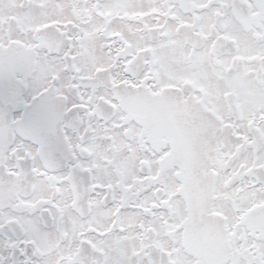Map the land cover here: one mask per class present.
<instances>
[{"label": "snow or ice", "instance_id": "snow-or-ice-1", "mask_svg": "<svg viewBox=\"0 0 264 264\" xmlns=\"http://www.w3.org/2000/svg\"><path fill=\"white\" fill-rule=\"evenodd\" d=\"M0 264H264V0H0Z\"/></svg>", "mask_w": 264, "mask_h": 264}]
</instances>
